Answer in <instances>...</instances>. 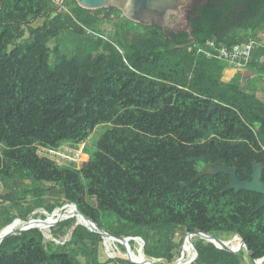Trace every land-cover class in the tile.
<instances>
[{"label": "trees", "instance_id": "trees-1", "mask_svg": "<svg viewBox=\"0 0 264 264\" xmlns=\"http://www.w3.org/2000/svg\"><path fill=\"white\" fill-rule=\"evenodd\" d=\"M189 24L190 33H175L115 7L0 0V184L22 198L0 204V230L38 208L52 212L53 191L100 229L141 237L144 254L167 264L180 256L179 229L238 236L254 259L264 256V206L254 211L262 194L226 190L228 175L204 173L221 163L251 180L255 162L264 181V96L240 85L239 74L224 81L227 62L188 50L209 39L253 40L246 66L260 76L264 0H206ZM99 125L105 130L93 147L84 144L88 160L79 168L36 154L38 145L77 148ZM57 218L49 223L55 240L37 228L4 237L0 264H133L99 261L101 236L74 225V215ZM193 243L192 264H246L245 251Z\"/></svg>", "mask_w": 264, "mask_h": 264}, {"label": "water", "instance_id": "water-1", "mask_svg": "<svg viewBox=\"0 0 264 264\" xmlns=\"http://www.w3.org/2000/svg\"><path fill=\"white\" fill-rule=\"evenodd\" d=\"M76 1L81 7L86 8V9H100V8L115 7L119 9L127 19L133 22L144 23V24L155 23L159 27H161V29H163L164 31L167 30V31L175 32V33L177 32L190 33L191 27L189 24V17H190L191 11L195 9L197 6H200L201 4H203L206 0H76ZM205 170L206 171L204 173L210 174V175L217 174V173H223V174L228 175L229 183L225 188L226 190H231V189L234 191L247 190V191H254L259 194H262L263 197L256 204L254 211H258L260 208L264 206V181L261 180V175H262V170H263L262 164H258L255 162L252 163L251 180H245V181L238 180L237 175H236V168L227 167L225 165H222L221 163H215V164L209 165L206 167ZM68 204L74 205L78 214L88 219L89 223L92 224L96 228V229H89L87 226L83 225L86 229H88L91 232L99 234L101 238L103 239V241H104L105 236L118 239L117 242L124 246L126 253L129 252V247H130V244L128 243L127 240L135 241L138 239V240L143 241L142 238L139 236L112 235L109 232L103 229H100L89 217H86L85 215H83L79 211L75 203H68ZM16 219H21V218H16ZM16 219H14V221ZM78 224H79L78 222H75L74 225H78ZM33 228H36V227L25 228L20 231L33 229ZM20 231H17V232H20ZM17 232H12V234H15ZM12 234H8V235H12ZM192 234H196L199 238L203 239L204 241L210 242L217 248L228 251V252H232V253H239L240 251L247 252L248 260L251 264H256L257 261L259 260H264V256L258 259H254L252 257V253L249 251V248L243 239H241L242 246L238 249H234L230 246L225 245V243L228 240L225 241V240L218 239L214 237L213 235L203 232V231L188 232L185 234V236L192 235ZM43 235L44 237H46L44 232H43ZM200 235H206L210 239H206ZM3 239L4 237L2 238V240ZM121 239H125V241H121ZM217 242L220 243V245H218ZM184 243H185V240L183 239L182 245H181L180 256L175 261H177L179 258L183 256ZM189 243L194 249V252L196 255L193 261L187 263V264H192L197 260L198 252L194 246L193 241ZM109 257L113 258L111 256ZM152 259L160 260L159 258H152ZM127 260L132 262L133 264H136L129 259Z\"/></svg>", "mask_w": 264, "mask_h": 264}, {"label": "rangeland", "instance_id": "rangeland-1", "mask_svg": "<svg viewBox=\"0 0 264 264\" xmlns=\"http://www.w3.org/2000/svg\"><path fill=\"white\" fill-rule=\"evenodd\" d=\"M101 28L103 29V30H101V33L105 37H108V38L111 39L110 32L113 30L112 24L111 23H104L101 26ZM50 45H52V43ZM104 130H105V127L103 125L97 126L96 129L91 133L89 139L86 140L85 143H83L82 145L85 144V145H90L91 147H93L94 142L98 140L99 136L103 133ZM87 160H88V155L85 153L84 160L81 161V162H84V161H87ZM81 162H78L79 163L78 166L81 164ZM12 185H14L15 187H19L20 186V183L19 182H14V183H12ZM16 200H21L22 201V198L21 197L18 198L14 193L9 192L6 188H4V186H2L0 184V204H8V203H12V202H14ZM46 202H55L57 204V208L56 209H58V208H62L63 209L67 205V204L60 205V203H62L63 200L61 199V197H60L59 194H57L56 192H53V191H51L46 196ZM68 208L69 207L66 206L64 210L59 211V212L55 213L54 215L57 216V215H59L60 213H63V212H65V215H73V213H69V210L70 209H68ZM56 209H54L52 212H47L43 208H38V209L35 210L34 213H32L29 217H27V219H32V220H36V221H39V222H44V221H42V219L43 218H45V219L50 218L48 216V213H53ZM54 215L51 218L55 219L56 216H54ZM69 218H74V217H69ZM103 227H104V229H108L105 225H103ZM71 231H72V228L64 236L60 237L59 239H56V242H63L65 240H68L70 238ZM44 234L46 236L45 237V240H48V239L55 240L54 237H53V235H52V233H51V229L49 231H47L46 233H44ZM173 238L177 242H179L180 240H183L185 238L184 230L183 229L177 230V232L174 234ZM229 239L230 238H228L227 240H229ZM137 240H135V241L132 240V243L130 245V247H132V249L129 247V252H127V253H126V251L124 249V246L122 244L118 243L116 240H113V239L111 240V245H110L111 248L109 250H108L105 242L102 240V243H101V246H100V250H99V261L103 262L109 256H111V254L109 252H113V251L116 252V254H115V256L113 258L126 259L124 256L118 254V252H120L123 255H125V253L126 254H130L132 251H134L135 249L139 248L140 246H142L141 247V250H143L144 249V242L141 241V240H139V242L142 244L141 245ZM227 240H225V241H227ZM123 241H125V240H123ZM127 241L129 243V240H127ZM180 251H181V248H180ZM182 258H184V254H183V256L181 258H179L174 263L178 262ZM131 261H133L136 264H148V263H145V262L138 263L135 260H131ZM245 261H246V264H251V263H249V260H248L247 257L245 258ZM156 264H167V263L165 262V260L160 259V260H157L156 261Z\"/></svg>", "mask_w": 264, "mask_h": 264}, {"label": "built area", "instance_id": "built-area-1", "mask_svg": "<svg viewBox=\"0 0 264 264\" xmlns=\"http://www.w3.org/2000/svg\"><path fill=\"white\" fill-rule=\"evenodd\" d=\"M52 1L55 4H62V0ZM255 44L253 40H249L231 46H225L223 44H218L214 39H209L203 45H189L188 50L196 51L197 54H203L210 59L225 61L234 68H242L248 64ZM36 154L39 157L49 158L57 164L68 162L75 164L78 168L82 163L86 162H81L84 160L85 155L84 145L82 144H79L77 148L70 145H63L56 149L38 145ZM78 162H81L79 166Z\"/></svg>", "mask_w": 264, "mask_h": 264}, {"label": "bare ground", "instance_id": "bare-ground-1", "mask_svg": "<svg viewBox=\"0 0 264 264\" xmlns=\"http://www.w3.org/2000/svg\"><path fill=\"white\" fill-rule=\"evenodd\" d=\"M68 164V162H65V163H59V165H66ZM66 206H68L70 209L69 210V213H73V215L75 216L76 218V222H78L79 224H82V225H85V226H88L92 229H96L92 224L89 223L88 219L82 217L81 215L78 214L76 208L74 205H71V204H67ZM65 206V207H66ZM65 207L62 209V208H58L56 210L55 213L59 212V211H62L65 209ZM53 213H48V216L50 218H48L45 222H39V221H36V220H32V219H24V218H21V219H24L22 221H19L20 219H16L14 222H21L17 225H14L12 222L9 226L3 228L2 230H0V241L2 240L3 237H5L6 235L8 234H12V232H17V231H20L22 229H25V228H29V227H36V228H39L40 230H42L44 233H46L47 231H49V223L54 221H59L60 219H53L51 218L54 214ZM65 215V212L62 213V216ZM56 216V215H54ZM206 239H210L209 237H207L206 235H200ZM198 237L196 234H192V235H187L185 236L184 240H185V243L183 245V254H184V258H182L181 260H179L178 262L174 263V264H187L191 261H193L196 257L195 255V252L193 251V248L192 246L190 245L189 242L193 241L194 238ZM116 240L118 241V239L116 238H113V237H109V236H105L104 237V242L108 248V250L111 248V240ZM125 239H121V241H123ZM139 242V240H137ZM140 243V242H139ZM141 244V243H140ZM218 245H220V243L217 242ZM142 245V244H141ZM226 246H230L232 248H236L238 246H242V242H241V239L238 237V236H234L232 238H230L226 243H225ZM138 247V246H137ZM141 247L140 246L139 248L135 249L134 251H132L130 254H126L123 255L121 254L120 252H118V254L124 256L126 259H130V260H135L137 261L138 263H142V262H145V263H148V264H156V261L155 259H152L150 257H147L145 254H144V251L141 250ZM143 251V252H142ZM111 254L112 257L115 256L116 252H109ZM158 263V262H157ZM173 264V263H172ZM256 264H264V260H259L257 261Z\"/></svg>", "mask_w": 264, "mask_h": 264}, {"label": "crops", "instance_id": "crops-1", "mask_svg": "<svg viewBox=\"0 0 264 264\" xmlns=\"http://www.w3.org/2000/svg\"><path fill=\"white\" fill-rule=\"evenodd\" d=\"M261 36L264 40V33L261 34ZM262 61H264V57H262ZM236 74L240 76V85L247 86L250 91L255 92L257 95L264 96V73L257 76L256 72L247 66L234 68L228 65L224 69L223 80L229 81Z\"/></svg>", "mask_w": 264, "mask_h": 264}, {"label": "clouds", "instance_id": "clouds-1", "mask_svg": "<svg viewBox=\"0 0 264 264\" xmlns=\"http://www.w3.org/2000/svg\"><path fill=\"white\" fill-rule=\"evenodd\" d=\"M131 248V247H130Z\"/></svg>", "mask_w": 264, "mask_h": 264}]
</instances>
